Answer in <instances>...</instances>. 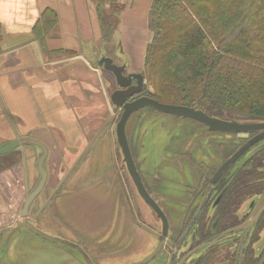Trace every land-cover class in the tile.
<instances>
[{
  "label": "crops",
  "instance_id": "1",
  "mask_svg": "<svg viewBox=\"0 0 264 264\" xmlns=\"http://www.w3.org/2000/svg\"><path fill=\"white\" fill-rule=\"evenodd\" d=\"M120 2L119 25L108 34L96 0H0V144L29 137L48 149L44 202H34L27 218L38 217L80 158L99 146L108 110L114 119V73L101 60L133 54L138 40L147 49L152 39L153 0ZM41 153L24 144L0 154V233L26 223L21 213Z\"/></svg>",
  "mask_w": 264,
  "mask_h": 264
},
{
  "label": "rangeland",
  "instance_id": "2",
  "mask_svg": "<svg viewBox=\"0 0 264 264\" xmlns=\"http://www.w3.org/2000/svg\"><path fill=\"white\" fill-rule=\"evenodd\" d=\"M145 49L144 42L138 40L133 54H120L114 63L126 66L130 72L145 73ZM109 76V91H113L118 85L115 76ZM144 89L147 94L155 93L146 74ZM223 113L214 117L246 121L234 118L241 117L237 113ZM106 116L99 146L96 149L93 146L80 158L46 209L26 224L16 223L0 233V264H88L86 259L93 264H168L162 249L160 216L145 199L128 201L122 191L127 185L130 194L136 196L117 136L120 112L112 115L114 125L109 110ZM126 134L144 180L153 185L158 179L164 191L170 193L165 195L154 190L163 202L161 208L175 213L181 212L182 207L170 204L168 199L184 192L190 183L196 186L200 174L221 164L223 147L231 146L235 138L230 132L210 130L194 118L153 106H146L131 116ZM199 164L203 165L202 170ZM46 191L34 201L37 207L44 202ZM192 193L188 190L184 196L190 197ZM50 237L67 240L78 247Z\"/></svg>",
  "mask_w": 264,
  "mask_h": 264
},
{
  "label": "trees",
  "instance_id": "3",
  "mask_svg": "<svg viewBox=\"0 0 264 264\" xmlns=\"http://www.w3.org/2000/svg\"><path fill=\"white\" fill-rule=\"evenodd\" d=\"M96 1L112 34L123 6L120 0ZM148 27L143 74L155 93L145 95L212 116L231 111L241 116L234 118L264 121V0H153ZM232 134L226 158L246 142ZM246 154L241 165L248 169L235 182H261L264 141Z\"/></svg>",
  "mask_w": 264,
  "mask_h": 264
},
{
  "label": "flooded vegetation",
  "instance_id": "4",
  "mask_svg": "<svg viewBox=\"0 0 264 264\" xmlns=\"http://www.w3.org/2000/svg\"><path fill=\"white\" fill-rule=\"evenodd\" d=\"M128 73L127 69L124 74ZM144 91L145 89L130 100L145 95ZM118 112L121 117L123 108H119ZM251 134L244 146L257 135ZM262 141L264 138L245 149L214 179L223 163L241 149L238 148L232 156L226 158L229 146H225L226 149L221 152L224 155L221 164L200 174L196 186L190 183L185 186L184 192L168 199L170 204L182 207L181 212L177 213L162 209L168 221L167 233L164 234L161 219V239L164 242L162 249L168 264H264V166L260 167L261 182L242 183L235 182L234 179L243 176L242 172L248 169L241 165L246 153ZM198 166L203 169L202 164ZM141 177L150 196L161 205L163 202L154 194V190L165 195L170 193L164 191L160 180H154L155 184L151 185L144 180L142 173ZM133 185L136 196L133 197L129 187L124 185L122 191L125 198L132 202L140 197L144 199L134 181ZM249 185H254L253 189ZM188 190L193 193L190 197H185ZM233 192L236 193L235 196H231Z\"/></svg>",
  "mask_w": 264,
  "mask_h": 264
},
{
  "label": "water",
  "instance_id": "5",
  "mask_svg": "<svg viewBox=\"0 0 264 264\" xmlns=\"http://www.w3.org/2000/svg\"><path fill=\"white\" fill-rule=\"evenodd\" d=\"M105 63V68L112 71L115 75L117 85L119 89H116L111 94L112 103L115 105V112L118 111L119 108H123V113L117 122V136L119 138L120 145L123 150L124 160L127 165L128 172L132 177L133 181L138 187L139 192L143 196V198L148 202L155 212H157L160 218L163 221L164 225V234L167 233L168 221L167 217L160 207L156 203V201L150 196L148 193L141 174L137 168L136 162L134 160L130 143L126 134V125L131 118V116L139 111L140 109L146 106H153L156 109H159L164 112H169L177 115H182L186 117L194 118L204 124H206L210 130L214 131H222V132H230L237 133L240 138H249L252 132L257 133L255 137L250 139V141L246 144V146L242 147L234 156L225 161L223 165L217 171L215 178L233 161L241 155L245 149L251 147V145L261 138H264V121H227L222 120L212 115H209L205 111H202L196 107L184 106V105H175V104H166L162 103L150 96L141 95L136 99L130 100L134 95L140 94L144 90L145 85V76L143 72L135 73L130 72L128 74H124L127 70L126 66H119L114 63L111 58H104L101 60L100 64ZM24 144H33L41 148L42 153L39 155L37 159L38 170H39V179L35 186L29 191L28 195L25 198L23 212L21 213L22 217H29L30 214L33 213V204L36 198L42 193L44 190L48 171L45 166V161L48 156V149L45 144L42 142L27 138H16L14 140L8 141L4 144H0V154H6L14 149H18L23 147ZM27 221L30 218L26 219ZM26 221V223H27ZM25 223V224H26ZM50 239L54 241H59L65 245L70 247H78L74 243H71L67 240L58 239L55 237H50ZM82 250V249H80ZM87 258V257H86ZM88 264H93L92 261L86 259Z\"/></svg>",
  "mask_w": 264,
  "mask_h": 264
}]
</instances>
